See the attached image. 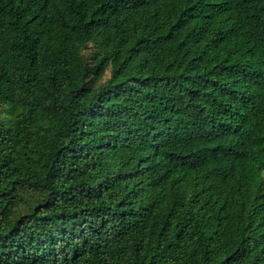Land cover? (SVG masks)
I'll list each match as a JSON object with an SVG mask.
<instances>
[{
    "label": "trees",
    "instance_id": "1",
    "mask_svg": "<svg viewBox=\"0 0 264 264\" xmlns=\"http://www.w3.org/2000/svg\"><path fill=\"white\" fill-rule=\"evenodd\" d=\"M0 264H264V0H0Z\"/></svg>",
    "mask_w": 264,
    "mask_h": 264
}]
</instances>
